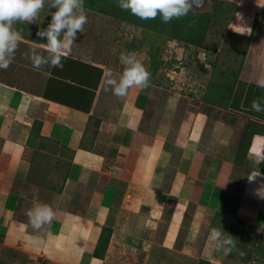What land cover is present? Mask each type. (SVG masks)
I'll use <instances>...</instances> for the list:
<instances>
[{"label":"crops","instance_id":"obj_1","mask_svg":"<svg viewBox=\"0 0 264 264\" xmlns=\"http://www.w3.org/2000/svg\"><path fill=\"white\" fill-rule=\"evenodd\" d=\"M239 6L246 31L259 18L239 78L245 92L236 126L191 111L187 97L169 95L157 104L166 88L150 82L117 97L103 80L109 70L120 73L85 52L70 51L61 67L37 71L24 53L47 41L31 33L29 23L14 24L19 48L0 69V264H231L229 248L209 239L215 214L264 227V198L257 193L264 161L248 153L246 169L235 166L247 122L264 126V112L250 107L264 97L258 86L264 80V0ZM37 121L42 137L54 143L50 158L35 159L41 139L29 145ZM254 137L264 156V132ZM38 165L46 171L43 181H65L61 193L52 186L43 193L38 203L52 207L55 217L34 231L21 215L22 188L31 179L32 189ZM253 174L260 175L250 181ZM105 227L113 236L99 259L94 252Z\"/></svg>","mask_w":264,"mask_h":264},{"label":"rangeland","instance_id":"obj_2","mask_svg":"<svg viewBox=\"0 0 264 264\" xmlns=\"http://www.w3.org/2000/svg\"><path fill=\"white\" fill-rule=\"evenodd\" d=\"M206 2V5L201 10L212 11L214 3L211 0H206ZM83 10L87 14L88 23L84 26L83 33L78 32L77 34V39L71 50L75 54L85 52L91 59L95 58L96 62H101L121 74L124 69L120 62L121 54L134 53L149 71L155 50H160V56H157L156 59V65L159 66L161 64L158 76H161L162 84L167 87L164 86L166 90L161 91L162 94L159 96L157 104H161L160 99L161 101L166 100L169 95H172L176 100L187 97L189 103L186 100V104L191 111H206L203 96L213 74L218 67L236 71L243 61V53L247 47L246 42L236 32L248 29L246 28L248 24H245L247 16L244 13L241 15L237 13L230 24L220 22L218 26L213 27L207 38V48L209 50H203L193 46L184 47L176 41H170L162 36L146 32L111 17L90 10ZM54 11L56 9H50L46 0L44 9L39 13V22L29 23V31L36 34L39 28H47L51 21L50 13ZM238 19H240V24L235 22ZM215 77L218 78L219 76L215 75ZM153 79L151 76L150 81H153ZM203 115H206L205 117L207 118V114L203 113ZM213 115H215V112ZM178 122H180L179 119ZM208 122L210 127L213 121L208 118ZM209 127H205L204 132H207ZM183 130L190 131L191 123L185 129L183 126ZM49 148L51 149V147H48V151L50 150ZM64 162H67V160H63L61 164L64 165ZM42 167L43 165H38L37 168L32 170L31 178L37 175V179L34 181V186H32L31 190H29V181L31 182V179L23 185L22 192L24 195L22 196L21 205L23 213L21 215L24 214L26 216V210L29 207L39 204V201H43L41 200L43 199L42 195H44L43 193L47 188H50L49 186H52L53 189L54 187L60 188L65 181V179L60 180V177L57 181L56 178L43 181L41 177L42 174L46 175V171H43ZM66 169L64 168L63 170ZM50 190L52 189L50 188ZM229 224L242 227L241 229L246 234H251L258 240L264 241V227H244L239 223L233 222V220H229ZM230 263L238 264L235 261H230Z\"/></svg>","mask_w":264,"mask_h":264},{"label":"trees","instance_id":"obj_3","mask_svg":"<svg viewBox=\"0 0 264 264\" xmlns=\"http://www.w3.org/2000/svg\"><path fill=\"white\" fill-rule=\"evenodd\" d=\"M211 1L214 3V9L212 11H199L193 8L187 16L174 19L170 23L162 22L159 16L154 20H141L133 16L130 12L121 10L117 6V0H84L83 9L111 17L146 32L162 36L170 41H176L184 47L193 46L199 49L209 50V48H207V38L211 29L218 26L220 22L230 24L240 9L239 1L236 0ZM258 18L259 13L256 14L251 34L247 36L238 33V36L245 41L247 45L243 53V61L240 67L236 71L218 67L203 96V102L207 109L204 112L209 117L215 120L225 121L232 126H236L238 121L237 114L241 111V101L245 92V83L241 82L239 78ZM43 40L45 39H42V41ZM157 56H160V50L158 49L155 50L153 60L149 67V72L154 78L153 81L150 82L164 87L166 85L162 84L161 76H158L161 64L159 66L156 65ZM215 75L219 77L216 78ZM214 112L215 115H213ZM259 117L264 119L263 114H260ZM261 132H264V126L259 122L251 120L245 125L238 144L235 159V166L241 167L240 170L246 169L245 164L253 138ZM39 139H41L42 142L35 152V159L50 158L52 152L48 151V147L54 143L52 140H47L42 137L41 123L37 121L33 126L29 145L35 146L36 141ZM69 166L70 165H68V168ZM247 171L251 172L249 169ZM63 188L64 185L60 188L55 187L56 191L59 193L62 192ZM229 220L232 219L226 214L217 212L212 223V229H223L225 231L223 233L225 237L232 236L234 239L235 247L227 246L229 248V259L238 264H264V241L258 240L251 234H246L241 229L242 227L230 225ZM240 224L244 227H249L245 222H241ZM112 236L113 230L110 227H105L95 249V257L99 259L105 258ZM199 264H209V262L203 260Z\"/></svg>","mask_w":264,"mask_h":264},{"label":"clouds","instance_id":"obj_4","mask_svg":"<svg viewBox=\"0 0 264 264\" xmlns=\"http://www.w3.org/2000/svg\"><path fill=\"white\" fill-rule=\"evenodd\" d=\"M51 12V21L47 28H39L36 35L46 39V43L33 46L24 53L25 59L31 61L35 70L40 71L45 66L58 68L62 66L63 58L70 53L78 32L83 33L88 17L84 8V0H47ZM46 0H0V69L6 70L19 48L21 33L14 29V24L38 23L39 13L44 9ZM117 6L130 12L141 20H154L158 16L162 22L170 23L188 15L197 6V0H117ZM244 34L250 31L238 32ZM41 50L47 55L41 54ZM120 62L124 66L122 73L117 77L109 70L104 74L106 90L111 89L117 97L127 96L133 87L147 88L151 73L134 53L121 54ZM258 86L264 88V80L258 81ZM255 112H264V97L253 99L250 105ZM256 155L259 162L264 161L260 156L256 138L249 150V156ZM260 174H253L249 180H255ZM258 195L264 198V184L257 189ZM30 224L34 231H39L45 224L50 223L55 212L47 204H35L27 211ZM223 229H213L209 239L217 247H235L232 236L225 237Z\"/></svg>","mask_w":264,"mask_h":264},{"label":"water","instance_id":"obj_5","mask_svg":"<svg viewBox=\"0 0 264 264\" xmlns=\"http://www.w3.org/2000/svg\"><path fill=\"white\" fill-rule=\"evenodd\" d=\"M206 0H197V6L194 7L196 10H201L206 5Z\"/></svg>","mask_w":264,"mask_h":264}]
</instances>
